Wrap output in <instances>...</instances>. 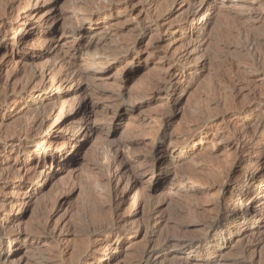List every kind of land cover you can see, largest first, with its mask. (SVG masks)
<instances>
[{
  "label": "rangeland",
  "instance_id": "1",
  "mask_svg": "<svg viewBox=\"0 0 264 264\" xmlns=\"http://www.w3.org/2000/svg\"><path fill=\"white\" fill-rule=\"evenodd\" d=\"M36 1L0 0V162L17 164L0 167V213L19 219L24 232L0 247V263L140 264L152 236L196 241L221 226L229 240L208 235L205 264H264V226L260 234L236 235L256 221L234 223L229 207L234 184L243 175L256 178L247 151L238 154L232 144L245 126H261L264 0H200L197 22L204 25L189 42L190 30L180 28L192 0H44L30 10ZM12 7L16 16L31 14L28 26L1 30ZM77 44L70 66L62 54ZM187 50L192 55L178 89L166 90L169 65L180 64ZM47 67L52 73L43 80ZM70 67L80 77L54 82ZM173 93L175 103L167 100ZM252 104L245 119L231 115ZM37 113L52 116L44 143L35 142L37 130L28 132ZM90 118L97 125L92 137L84 132ZM42 147L51 152L37 160ZM109 160L120 180L117 193L126 197L116 210L105 192ZM144 172L153 175L127 194L128 178ZM116 216L132 220L118 229L125 240L110 246L109 233L95 234ZM46 226L59 229L56 237ZM190 248L160 252L158 264L162 258L175 264Z\"/></svg>",
  "mask_w": 264,
  "mask_h": 264
},
{
  "label": "bare ground",
  "instance_id": "2",
  "mask_svg": "<svg viewBox=\"0 0 264 264\" xmlns=\"http://www.w3.org/2000/svg\"><path fill=\"white\" fill-rule=\"evenodd\" d=\"M41 1H44V0H37L36 3L34 5H32L30 10H32V11L36 10L38 8V6H39ZM204 1H206V0H202L201 2H204ZM192 5H193L194 8L192 9V11L189 14L187 13L186 21L181 25V28H180V29H183V30L184 29H189L190 30L189 35H185L186 38L188 39V42H189V38L192 39V37H194L195 29L198 28V27L201 28L204 25V24L201 25V24H199L197 22V17H198L197 15L201 11V9L203 7V4L200 3V0H192ZM111 7H113V6H111ZM6 14H7L6 18H4L2 20V23H1V30H4L7 27L8 28L11 27L12 29H14L16 24H20V28H24V27L28 26V20H29V17L31 15L29 12L22 13V14L20 13V14H17V16H16L15 12H14V9L12 7V8L9 9L8 13H6ZM14 16H16V17H14ZM155 23L157 24V22H155ZM203 28H205V27H203ZM76 30H77L78 33L81 34L82 31L84 30V25L82 24V26H78L76 28ZM52 40L53 39H50V40L48 39V40L45 41L46 42V46L48 48V51L51 49ZM155 46H157V45L155 44ZM200 48H201V46L198 48V51H200ZM78 50H79L78 44L75 45V46H71V48L69 49L68 53L62 54L63 55L62 56V60H64L65 62H67L71 66L72 62H71L70 58L72 56H74L76 51H78ZM120 54H121V51H120ZM191 55H192V53L189 52V50L184 51L182 53V56H181L182 58L180 57L182 59L180 64H173L172 63V64L169 65V69L166 72V78H165V82L166 83H165V85H163L166 90H171L172 92L173 91L176 92V90L179 87L178 82H179L180 78L184 76V74H185L184 72H186V68H185L186 64H187L186 61L189 59V57H191ZM51 73L52 72H51L50 67H47L46 69H44L39 74H40V76L43 77V80H44V77H49ZM78 74L75 71H73L71 69V67H70V69L68 68L67 75L63 74V75L58 76L57 79L54 80V82L55 81L56 82L57 81L58 82H62V81H65V80L67 82V81H70L69 77H71L72 79L75 80L76 78L80 77V75H78ZM35 77H37L36 74H34L32 76L33 79ZM78 81H79V79H78ZM80 86L81 85L78 84V90L81 88ZM176 96H175V93L170 94V95L167 96L168 97L167 100L172 101V102L175 103L179 99ZM261 101L262 100L260 99V102ZM86 102H87V100H81L80 101V106H82V111L83 112L85 110H87ZM256 102H258V101H256ZM261 104H263V105L260 106V110L262 112V117L259 118L260 119V121H259L260 123L259 124H261L260 129H261V127L262 128L264 127V103H261ZM255 106H256V104H252L250 106L247 105V107H245V108L243 107V109L237 111L236 114L233 113L231 115L238 117L237 119H242V118L245 119V117L247 116V113H249V111H254V109L256 108ZM259 115H261V114H259ZM51 117H49V115L47 117H46V115L44 116V113H43V115L41 113H39V114L37 113L36 116L31 121L32 124L29 126L28 132L32 133V131H34V129L38 131L37 132V138H36L35 142L44 143L45 142V137L51 134V131H47L48 127H46L48 125V121L50 120ZM94 122L90 118V121H87V123L85 124L86 127L84 129V132L89 137H92L93 134L95 133L96 129H97V125ZM247 123H245V122L241 123L240 126H245V125H247ZM238 125L239 124H237L235 127H237ZM245 127L246 128L244 130H248V131H245V133L243 132L244 135L240 139H239L240 136L238 137L239 141L235 142L232 145L235 148V150L238 152V154H243V153H245L247 151V155H248L247 164H248V166L252 167L253 173L256 174V176H255L256 178L248 177L247 175H243L242 178L239 179L234 184L232 191H233V193L235 195H234L233 199L231 200V202L229 204V207H231L236 212V217H235V220L233 221L234 223H236V224L246 223L248 221L249 217H251L250 218L251 220H255L256 221V222L254 221L255 222L254 224L250 225V230H247V229L245 230L243 228H240L237 231L236 235H239V236L240 235H249L250 236V234H252V236H253V234L256 235V233L260 234L259 231L264 226V172H263L264 171V136L262 134H259L260 133V129H254L255 127H253L254 130L250 131L249 128H247V126H245ZM240 131H242V130H240ZM259 138H263V139H259ZM14 141L15 140H13V142ZM258 141H260L261 143H259ZM255 144H258V145L255 146ZM17 151H18L17 153H19V148L17 149ZM50 152H51L50 148H47V147L38 148L37 151L34 153V158H36L37 160H39V159L44 160L49 155ZM66 154L67 153H65L64 155L62 154V157H64ZM77 155L74 158H72L73 161L76 160ZM53 156L55 157V154ZM115 156H116V154H115ZM114 160H109L107 162L106 171L104 173V175L106 174V176H105L106 179L105 178L104 179H105V183L108 186V187L105 186V187H107L105 189V192L108 194L107 197L109 199V202L111 203L110 207L111 208L113 207V210H116L117 207H119L120 205H123L124 202L126 203V197L125 196L121 197L117 193L118 187L120 186V180L116 181L117 174H116L115 171H113V162H114ZM22 162L23 161L19 162V165H22ZM121 163L122 162H120V164ZM16 165L17 164H12L11 162L9 163V160L0 162V167L3 166V168L5 170H7V171H8V169L15 170L16 169ZM40 165H42V164H40ZM126 167H127V164L125 163L124 164V169ZM56 168L59 171V170L63 169V166L61 165V163L57 162V167ZM42 174H43V171L40 173V175H42ZM150 175H153V174L150 173ZM150 175L148 173L144 172L142 174V178L133 179V178L129 177L128 181L126 182V185H125V188L127 189V194L133 188H135L141 182H143L145 180L144 178L146 176L150 177ZM2 179H3V177H2ZM4 179H5V177H4ZM146 180H147V178H146ZM29 191L27 192L28 194L30 193ZM139 203L140 202L136 203V207H139ZM240 208H241L242 211H244L241 214H239L237 212V210L240 209ZM159 214L160 213L155 215L159 219V221H165L166 217L164 218V217H162ZM4 217H5V214L2 215V213H0V222H1L0 223V247H2L6 242H9V241L10 242H12V241L16 242V241L20 240L22 234L24 233L22 231L23 228L21 229V226H20L21 224L19 223V219L14 218V219L10 220V218L5 219L6 217L5 218ZM110 219H112V221L109 222L110 224L106 225L105 227H104V224H103V229L101 231L97 232L95 235L102 236L105 233H109L108 235L111 236L110 238L109 237L107 238L109 240L108 241H107V239H103V240L105 242L107 241V243H109V245L111 246V245H114V243L118 244V242H120V240L122 241V239H124V238H122V234H121V232H119L118 229H119V227H122V226L124 228L125 227L127 228L129 226V224L131 223V222H129V220H132V219H130V218L123 219L122 218L123 220H121V219L117 218V216L114 217V218L111 217ZM151 221H152L151 218H149L147 220V222H151ZM134 222L135 221H133L132 223H134ZM45 224H47V223H45ZM139 226H137V227H139ZM42 229H43V227H42ZM45 231H48L50 233L49 235L54 238V237H56V234L59 231V229L58 228H54V227L52 229V227H51V230H50L49 226H46L45 227ZM217 234H222L223 236L225 235L224 237H225L226 241L229 240L230 236L225 234V232L222 230L221 226H219L217 229H212L211 228L209 231H207L206 236L204 238L197 239L196 241L189 240V239L187 240V239H182V238L170 237V236H167L164 239H158V238H155L154 236H152L151 239L148 241V245H147V248H146L145 252L144 251L142 252L143 255H141V256H143V258H142V261L140 260L141 261L140 264H144V262H146V261L150 262L152 264H158V262H161V260H160L161 257H160V254H159L160 252H165V253L168 252L169 253L171 249H174V248L181 249V248H185V247L189 248V246L193 247L192 249L190 248V251H191L190 255H188L186 257H179L178 256L179 258H177V261H176L175 264H205L206 260L204 259V256L207 253H209L210 250H212V246L210 244L211 241L208 244L206 242V238H208V235H217ZM184 238H186V237H184ZM260 238L257 239L258 242H260ZM193 242H195V243H193ZM93 243H94V241H93ZM249 250H250V246L247 245L246 248L244 247L243 252L247 253ZM191 253H192V256H191ZM248 255H249V253H248ZM144 259H146V260L144 261ZM164 260H165V258L164 259L162 258V264H163ZM250 264H254V262H252Z\"/></svg>",
  "mask_w": 264,
  "mask_h": 264
}]
</instances>
